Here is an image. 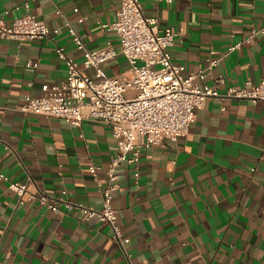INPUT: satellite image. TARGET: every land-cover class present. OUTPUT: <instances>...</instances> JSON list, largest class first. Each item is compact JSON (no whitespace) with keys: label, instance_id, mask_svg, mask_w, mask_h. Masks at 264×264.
<instances>
[{"label":"crops","instance_id":"crops-1","mask_svg":"<svg viewBox=\"0 0 264 264\" xmlns=\"http://www.w3.org/2000/svg\"><path fill=\"white\" fill-rule=\"evenodd\" d=\"M139 1L145 16L177 33L170 54L184 76L206 69L214 59L204 83L213 86L223 76L220 93L264 78V40L252 34L264 24V0ZM120 2L0 0L6 25L26 13L29 3L38 20L59 29L54 39L0 36V172L7 177L0 181L1 264H125V252L132 264H264V102L209 98L177 142L143 147L134 164L117 168L122 188L112 205L128 240L124 249L109 226L77 207L102 206L89 166L100 167L104 188L105 170L118 155L111 128L93 120L72 126L18 109L26 95L41 96L42 85L66 78L56 46L83 68V54L66 21L88 49L120 50L109 28ZM28 60L38 66L27 67ZM103 68L107 76L121 77L130 64L119 53ZM9 182L28 183L31 193L70 206L52 211L36 201L19 203Z\"/></svg>","mask_w":264,"mask_h":264},{"label":"built area","instance_id":"built-area-1","mask_svg":"<svg viewBox=\"0 0 264 264\" xmlns=\"http://www.w3.org/2000/svg\"><path fill=\"white\" fill-rule=\"evenodd\" d=\"M25 9L26 13L15 18L10 25L0 18V36L20 41L54 39L59 29H50L38 20L30 12L29 3L25 4ZM64 26L83 54V68L63 47L56 46L58 59L66 65V78L59 84L42 85L41 96L26 95L18 109L27 115L61 118L72 126L80 127L84 121L93 120L111 128L118 155L105 170L107 184L104 188L99 180L100 167L89 166V172L102 194V206L97 209L78 204L77 207L87 218L95 217L109 226L112 238L124 249L128 240L117 223V211L112 205L114 193L122 188L117 168L122 163L134 164L143 147L160 145L166 140L177 142L187 134L195 120V110L209 98L264 102V78L249 87L232 86L226 93H220L218 86L223 82V76L215 78L213 86L204 83L207 71L217 63L214 59L208 60L206 69L184 76L182 67L172 62L170 54L177 33L170 28H162L158 19L145 16L139 0H121L117 19L109 26L119 38V51L112 46L92 51L68 21ZM256 33H260L264 40V24L252 34ZM245 41L249 38L231 45L229 52ZM119 53L127 58L129 73L121 77L107 76L103 65ZM26 66L37 67L38 62L28 60ZM84 69H92L94 74L88 75ZM138 175V172L134 173L135 178ZM2 180H7V177L0 172ZM8 185L19 203L36 201L52 211L70 206L69 202L56 200L45 193H31L28 183L9 182ZM125 255V264H132L130 254L125 252Z\"/></svg>","mask_w":264,"mask_h":264}]
</instances>
